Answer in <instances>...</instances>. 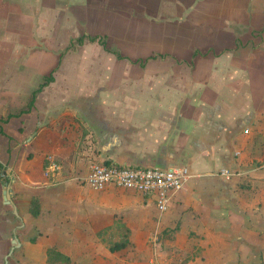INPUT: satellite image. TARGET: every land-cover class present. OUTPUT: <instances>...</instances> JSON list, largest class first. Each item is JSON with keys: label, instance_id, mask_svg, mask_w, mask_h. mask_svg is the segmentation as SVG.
<instances>
[{"label": "crops", "instance_id": "crops-1", "mask_svg": "<svg viewBox=\"0 0 264 264\" xmlns=\"http://www.w3.org/2000/svg\"><path fill=\"white\" fill-rule=\"evenodd\" d=\"M13 1L0 0V27L2 7L14 13L19 8L22 15L28 10V48L49 38L56 45L50 54L54 65L48 73V59L40 60L43 74L35 87L23 86V92H17L22 83H2L0 75V119L25 110L43 79L53 76L29 113L7 123L0 121V264H48L49 249L69 259L62 264H148L151 260L158 264H264V0L184 3L181 13L185 11L191 24L186 33H194L195 40L186 37L183 56H167L173 64L168 73L156 76L162 88L153 92L191 96L179 107L175 106L179 103L160 101L134 106L153 110L143 112L152 120L147 130L152 144L142 155L185 158L190 172L184 188L173 195L169 210L156 215L147 209L153 202L157 211L149 197L114 186L102 192L87 186L84 179L90 164L83 170L74 165L79 135L71 139L65 134L60 92H46L57 81L63 59L75 53L71 41L82 36L80 17H96L118 5L113 0ZM152 1L159 7L162 0ZM211 3L216 8L208 13L199 9ZM104 37L111 53L100 47L116 57L113 53L119 51L111 49ZM4 49L8 48L0 38V66ZM33 59L15 57L9 62L27 65ZM179 66L184 72L182 90L178 87ZM195 93L200 94L198 101ZM162 107L170 109L169 119H174L168 122L166 137H161ZM176 107L181 111L178 115L171 111ZM162 140L167 142L160 145ZM48 155L61 169L46 177ZM223 168L232 172L229 179L218 175ZM34 197L40 207L36 217L30 214ZM121 227L129 243L112 252L98 239V233L118 236ZM157 228L171 231L173 241L167 243L172 248H128L132 237L147 238Z\"/></svg>", "mask_w": 264, "mask_h": 264}, {"label": "rangeland", "instance_id": "rangeland-1", "mask_svg": "<svg viewBox=\"0 0 264 264\" xmlns=\"http://www.w3.org/2000/svg\"><path fill=\"white\" fill-rule=\"evenodd\" d=\"M188 2L189 0H162L158 7L152 0H113L111 3L118 7L107 9L96 17H80L79 34L100 38H105L106 35L107 45L118 50V54L124 58L111 56L100 47L98 41L88 44L85 40L82 47L73 43L74 48L71 49H75V53L63 59L57 81L46 91L60 92L59 111L61 118L67 122L65 134L71 139L79 137L74 165H81V170L88 163L100 159L132 165L165 166L170 163L172 166L176 164L187 167L183 162L185 158L142 155V150L146 151L145 147L152 144V135L147 133L152 120L143 112L153 110L137 109L134 106L137 102L151 104L160 101L173 105L179 103L175 105L179 107L187 96H191L186 92H153L154 89L162 88L156 76L168 73L173 64L168 58L174 59V54L183 56L186 53L183 47L187 42L186 37L190 36L189 41L195 40L194 33H186V28L191 26L190 18L183 15L185 11L181 13L185 9L184 3ZM174 3L181 7H175ZM215 8V3L199 7L207 13ZM18 9L15 8L17 12L14 13L8 7L1 8L0 38L8 49L2 50L4 63L0 66V75L2 83L11 80L21 82L17 92H23V86L33 84L35 87L42 76L40 60L48 59L45 62L46 73L53 67L54 58L50 54H54L52 48L56 41L49 38L48 41L33 42L30 50L29 43H26L31 36L30 24L29 18L25 17L29 12L27 10L22 15L24 12ZM25 22L26 27L16 29L15 24L24 25ZM25 30L29 36L24 34ZM108 50L110 51L109 48ZM26 56H33L32 63L19 65L9 62L12 58L21 59ZM147 57L152 61L146 60ZM136 59L140 62L132 63ZM177 70L180 79L178 87L182 90L185 84L183 66L177 67ZM199 96L198 93L193 94L194 100L198 101ZM123 106L129 107L122 108ZM178 107L171 111L178 115L181 112ZM160 111L161 137H166L168 122L174 119H169L170 109L162 107ZM165 142L167 141L162 140L160 145ZM152 203H148L147 209L154 215L159 214ZM121 230H117L118 236H105L107 231L98 233V239L110 247L115 240H123L124 229L121 227ZM170 232L157 228L149 232L147 238L132 237L133 244L128 248H172L167 243L168 240L173 241L169 236Z\"/></svg>", "mask_w": 264, "mask_h": 264}, {"label": "built area", "instance_id": "built-area-1", "mask_svg": "<svg viewBox=\"0 0 264 264\" xmlns=\"http://www.w3.org/2000/svg\"><path fill=\"white\" fill-rule=\"evenodd\" d=\"M45 176L57 173L61 168L52 155L46 157ZM218 175L229 179L232 172L220 169ZM190 178L185 166L170 168L134 166L116 161H92L85 177L87 186L94 192H102L109 186L151 198L160 213L169 210L172 197L184 188ZM148 264H158L155 260Z\"/></svg>", "mask_w": 264, "mask_h": 264}, {"label": "trees", "instance_id": "trees-1", "mask_svg": "<svg viewBox=\"0 0 264 264\" xmlns=\"http://www.w3.org/2000/svg\"><path fill=\"white\" fill-rule=\"evenodd\" d=\"M85 40H87L89 43H94V42L98 41V44L100 46H102L105 51L111 53L108 50V48L106 47L105 38H100L98 36L91 37V36L82 35V36L78 37L77 39H75L74 41H71V46L73 45V43H76L77 46H81V45H83ZM113 54L116 56L117 59H123V57H121L119 54H117V53H113ZM146 60H149V58H147ZM51 82H53L52 74H50L48 77H45L43 79L42 84H40V86L38 87V89L32 93L31 98L29 100V103L27 105V108L25 110L20 111L17 114H10V115L6 116L5 119H0V121L3 122V123H7L10 119H12L14 117H20L23 114L29 113L30 110L32 109V107L34 106V102L36 100V97H37L38 93L41 92L42 89L44 87H46L47 85H49ZM0 133H2V132H0ZM78 144H79V142H78ZM110 161L111 160H106L105 162L108 163ZM46 166H47V164H46ZM134 166H137V165H134ZM0 173H1V166H0ZM6 183H7V181H6ZM39 211H40V207H39L38 198L34 197V198L31 199V202H30V214L32 216L36 217V216H38ZM31 241H34V239H32ZM128 243H129L128 235H125L122 241L112 244L109 247V249L112 252L119 251L121 249L126 248ZM68 261H69V259L66 256L58 253L54 249H49L47 251V263L48 264H55V263L56 264H58V263L62 264V263H68Z\"/></svg>", "mask_w": 264, "mask_h": 264}, {"label": "water", "instance_id": "water-1", "mask_svg": "<svg viewBox=\"0 0 264 264\" xmlns=\"http://www.w3.org/2000/svg\"><path fill=\"white\" fill-rule=\"evenodd\" d=\"M5 195H6V198H7V200H10V196H9V190H6L5 191ZM14 244L16 243V239L14 240V242H13ZM13 251V249L11 250V252ZM7 263V261L5 262V264Z\"/></svg>", "mask_w": 264, "mask_h": 264}]
</instances>
